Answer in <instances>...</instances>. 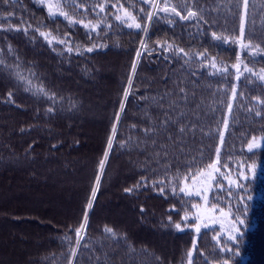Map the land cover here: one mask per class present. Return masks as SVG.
I'll return each instance as SVG.
<instances>
[{
  "label": "trees",
  "instance_id": "trees-1",
  "mask_svg": "<svg viewBox=\"0 0 264 264\" xmlns=\"http://www.w3.org/2000/svg\"><path fill=\"white\" fill-rule=\"evenodd\" d=\"M52 2L0 0V264H264V147L247 148L264 82L234 70L264 69V0L242 36L257 56L237 44L243 0H160L151 21L154 0ZM217 156L246 169L209 197L244 220L235 242L197 234L181 191Z\"/></svg>",
  "mask_w": 264,
  "mask_h": 264
},
{
  "label": "rangeland",
  "instance_id": "rangeland-1",
  "mask_svg": "<svg viewBox=\"0 0 264 264\" xmlns=\"http://www.w3.org/2000/svg\"><path fill=\"white\" fill-rule=\"evenodd\" d=\"M40 1H42L47 6L51 4L52 12H56L52 0H40ZM247 4H248V0H247ZM170 11H171L170 9H167V12ZM246 15H247V8L245 9L243 7V14H242L243 27L246 20ZM237 44L239 46L241 53L249 52L255 56H257L258 54H263V52L259 50L258 47H254L251 44L244 42L242 36L237 39ZM223 69H224L223 66L218 67L219 71ZM249 69L251 71H248ZM234 70L237 74V78H239L242 74L245 73L255 75V77L257 78L264 75V69L258 67L255 68L254 66H251L243 61H238L237 64L234 66ZM261 81L264 82V80ZM253 142L256 145L253 149L264 147V136L255 137L250 143ZM213 164H215V168L210 167V165ZM210 165L202 169L199 173H197L189 180H184L182 182L181 189L185 188V191L182 192L187 196H195L200 200V202L196 204L199 207L194 208L193 212L189 214V218L195 220V225L193 226L195 232H196L195 229L197 224H199L200 230L210 227H217L219 228V234H218L219 236H224L227 240L232 241L230 237L236 235V233L235 230L232 228V224L234 221L232 219L233 215L231 211L228 209H222L223 213H228V215L222 214L219 211L221 209H218L216 207H215L216 210L214 211L213 206L209 204V197H210V192L213 188V183L217 178V176L221 175L225 185L235 186L239 183L240 179L247 178L246 169H244L239 175L230 174L227 171H223L219 165L218 156L214 159V161ZM209 174L211 175L209 176ZM194 180L195 183H193ZM205 188H207V191H205ZM197 191L200 192V195L196 194ZM199 232L196 233L198 234Z\"/></svg>",
  "mask_w": 264,
  "mask_h": 264
},
{
  "label": "snow or ice",
  "instance_id": "snow-or-ice-1",
  "mask_svg": "<svg viewBox=\"0 0 264 264\" xmlns=\"http://www.w3.org/2000/svg\"><path fill=\"white\" fill-rule=\"evenodd\" d=\"M49 12L51 13V11H52V5L51 4H49ZM243 7L246 9L247 8V0H243ZM165 11H167V7L164 9ZM172 11L173 12H176V9L175 8H173L172 9ZM61 14H64V13H61ZM64 15H66V14H64ZM176 15H180V13L179 12H176ZM188 16H196L197 15V13H195V12H188V14H187ZM182 18H187V17H182ZM117 19H120V17H117ZM134 19V18H133ZM149 19H151V17L149 16ZM130 27L131 26H133V25H129ZM136 28H140V24H135L134 25ZM41 35H45L44 33H41ZM240 35L241 36H243L244 35V27H243V23L241 24V29H240ZM213 36H215V33H213ZM217 39H220V37H216ZM88 51H92V49L90 48V49H88ZM180 51H182L183 52V49H181ZM139 53H137V57H139ZM185 55H187L186 53H185ZM133 72H135V65H133ZM225 71H227V69H225ZM248 71H251L250 69L248 70ZM261 80H264V75H262V76H260L259 77ZM11 95V94H10ZM235 95H236V90L235 89H233L232 90V97L233 98H235ZM127 96H128V93L127 92H125V94H124V97H125V100L127 99ZM260 103H264V101H259ZM121 111H123V109H124V105L123 104H121ZM228 111H229V113L231 112V109H232V104L231 103H229L228 104ZM256 115H260V113L259 112H257L256 113ZM119 119V117H117V120ZM165 123H167V121H165ZM225 127H227V121H225ZM184 128H180L179 129V131L181 132V133H183L184 132ZM113 134H115V128H113ZM222 139V138H221ZM256 145H255V143L253 142V143H249L248 144V149H249V151H251L254 147H255ZM112 148V139H109V141H108V149L110 150ZM107 160V152L105 153V156H104V160H102L101 162H100V164H99V168H100V171H101V173L103 172V169H104V166H105V161ZM210 167H212V168H215V164H213V165H210ZM217 171H218V169H217ZM211 174H209V176H210ZM99 177L97 178V180H96V188L93 190V192H92V201H94L95 200V198H96V191L99 189ZM193 183H195V180L193 181ZM126 191H128V192H131L132 191V189H126ZM181 191H185V188H182L181 189ZM205 191H207V188H205ZM197 195H200V192L199 191H197V193H196ZM205 199H206V197H205ZM249 199H251V197H249ZM87 207L90 209V208H92V202L90 201L89 203H88V205H87ZM193 207L194 208H198L199 206L198 205H193ZM213 210L215 211L216 209H215V207L213 206ZM222 214H224V215H228V213H223V210L221 209V210H219ZM184 219L186 220V219H188V217L187 216H185L184 217ZM233 219V224H232V228L235 230V233H236V235H233V236H231L230 237V239L232 240V241H238L239 240V238L243 235V233H242V231H241V229L243 228V226H244V220L242 219V218H240V217H233L232 218ZM87 223V217L85 216V224ZM175 227L177 228V229H180L181 228V225L179 224V223H177V224H175ZM196 232H199L200 231V227H199V224H197V226H196ZM79 231L80 230H76V234L77 235H79ZM106 231H112L111 229H107ZM77 245L79 244V240H77ZM73 255H75V253H73Z\"/></svg>",
  "mask_w": 264,
  "mask_h": 264
},
{
  "label": "water",
  "instance_id": "water-1",
  "mask_svg": "<svg viewBox=\"0 0 264 264\" xmlns=\"http://www.w3.org/2000/svg\"><path fill=\"white\" fill-rule=\"evenodd\" d=\"M156 1V0H155ZM155 1H154V3H153V7H152V11H151V19H152V17H153V15H154V13H155V10H154V4H155ZM150 19V20H151ZM144 45V44H143ZM140 54V53H139ZM140 56V55H139ZM138 60H139V57H137V59H136V63H135V69H136V66H137V63H138ZM133 74H134V72H132V76H131V79H130V81H132V78H133ZM119 118H120V115L118 116ZM118 121H119V119L117 120V123H118ZM116 126H117V124H116ZM115 130H116V128H115ZM113 137H114V134L112 135V140H113ZM108 151H109V149L107 150V158H108ZM106 162H107V160L105 161V165H106ZM105 167V166H104ZM99 181H100V178H99ZM97 192V191H96ZM89 208H88V210H87V214H86V217L88 216V214H89ZM75 251H76V249H75Z\"/></svg>",
  "mask_w": 264,
  "mask_h": 264
},
{
  "label": "bare ground",
  "instance_id": "bare-ground-1",
  "mask_svg": "<svg viewBox=\"0 0 264 264\" xmlns=\"http://www.w3.org/2000/svg\"><path fill=\"white\" fill-rule=\"evenodd\" d=\"M158 4H159V0H156L155 1V4H154V10L156 11V9H157V7H158ZM105 168V167H104ZM104 170V169H103ZM103 173V172H102ZM102 173H101V171H100V174H99V178H101V175H102ZM100 182V181H99ZM95 188H96V186H95ZM92 202V201H91ZM90 210V209H89ZM88 217V216H87ZM87 224V223H86ZM86 224H85V220H84V224H83V227H82V229H81V231H80V233H79V235H80V238H81V236L83 235V232H84V230H85V227H86Z\"/></svg>",
  "mask_w": 264,
  "mask_h": 264
}]
</instances>
